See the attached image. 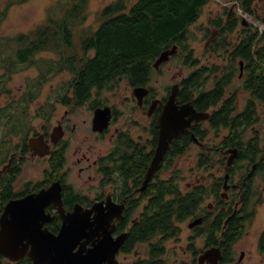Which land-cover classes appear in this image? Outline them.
Here are the masks:
<instances>
[{"label": "flooded vegetation", "instance_id": "1", "mask_svg": "<svg viewBox=\"0 0 264 264\" xmlns=\"http://www.w3.org/2000/svg\"><path fill=\"white\" fill-rule=\"evenodd\" d=\"M230 15L235 16L232 9L224 20ZM211 28L204 49L210 54L221 50L223 64L185 63L192 49L178 47L155 66L162 49L151 59L143 84L132 86L126 77L119 80L118 85L125 82L131 89V96L121 101L123 108L95 88L87 96L75 94L70 80L62 94L51 95L34 108V117L28 116L33 89L26 88L18 97L5 95L0 100V230L2 221L21 216L22 224L36 220L42 233L55 236L65 217L76 212L88 227L81 231L74 251L80 248L86 254L106 239L114 251L112 264H264V225L255 251L244 242L264 198L262 101L256 100L257 121L242 120L248 97L242 81L244 60L236 57V69L230 73L226 61L231 53L214 46L218 28L212 24ZM175 57L183 60L187 73L177 71L168 84L154 78ZM191 72L199 80L190 87L186 83ZM236 79L240 85L233 87ZM6 82L0 77V97ZM217 85L218 99L201 97V92ZM140 86L147 92L139 101L133 89ZM241 95L246 96L242 105ZM186 103L207 116L185 114L180 119L177 114ZM167 107L173 113L161 121ZM98 109L103 110L99 121ZM167 121L186 126L167 139L168 147L147 180ZM181 160L191 162L185 173ZM179 199L192 204L185 213L177 208L168 224L144 237L135 235L145 217L163 212L168 201ZM29 241L23 238L20 258L0 253V262L31 264Z\"/></svg>", "mask_w": 264, "mask_h": 264}, {"label": "trees", "instance_id": "2", "mask_svg": "<svg viewBox=\"0 0 264 264\" xmlns=\"http://www.w3.org/2000/svg\"><path fill=\"white\" fill-rule=\"evenodd\" d=\"M208 1L134 0L127 3L125 0H114L100 10V20L95 29L85 28V32L81 31V34L76 35L80 30L78 25L85 20L83 12L89 2L76 0L67 8L64 17L49 18V25L41 24L29 33L13 38L20 45L11 62H26L41 51L58 52L61 61L70 65L73 74L71 86L74 93L80 96L89 95L94 88L98 91L111 90L121 77H126L132 86L140 85L148 75L151 59L160 50L168 49L173 44L178 45L182 51L188 50V27L198 19L202 7ZM236 1L243 12L264 23V7L259 12L262 1ZM12 3L9 0L6 7ZM211 24L218 28L214 46L226 48L227 53H231L230 59L226 61L231 65L229 72L236 69L233 68L236 57L244 60L242 81L248 97L245 110L240 115L242 120L247 124L257 121V99L262 101L264 120V32L259 33L258 28L253 31L244 27L240 33L232 36L238 25L237 18L233 15L228 20L218 18ZM66 49L69 50L68 54L64 53ZM197 61L191 57V51H188L185 63L193 65ZM213 69L218 70L219 67ZM230 76L231 74L225 77L226 81H230ZM198 80V76L191 72L186 84L191 87ZM221 84L224 85L225 82ZM217 87L218 85L207 93L201 92V97L215 101L221 95L220 88ZM175 201H168L163 212L145 217L136 226L135 235L144 237L151 234L155 228L169 223L170 215L175 213V209L179 208L177 212L183 214L192 205L190 200Z\"/></svg>", "mask_w": 264, "mask_h": 264}, {"label": "rangeland", "instance_id": "3", "mask_svg": "<svg viewBox=\"0 0 264 264\" xmlns=\"http://www.w3.org/2000/svg\"><path fill=\"white\" fill-rule=\"evenodd\" d=\"M8 1L0 0V19H2L0 21V77L7 80L4 86L5 91L1 93L0 100L4 101L5 95L18 97L26 88L33 89L32 96L34 102L29 109L28 116L34 117V108L39 104L42 105L45 103L46 99L51 95L62 94L64 92V85H66L68 80L71 83L73 74L68 62L61 61L59 53L50 50L36 53L24 65L11 62L16 56V48L20 45L13 38L21 34H27L41 24L49 25V18L59 19L64 17L67 8H70L76 0H12L13 3L7 8ZM112 1L114 0H89L83 12L85 20L78 25L80 30L76 35L81 34V31L85 32V28L95 29L100 20V10ZM125 1L131 3L134 0ZM260 2L259 12L264 7V0H260ZM229 9H232V13L235 16H239L237 28L232 36L240 33L244 27L250 28L253 31L255 28H258L259 33L264 32V23L243 12L237 5L236 0H209L202 7L198 19L188 27L187 36L189 37V48L192 49L191 57L197 59V62L201 64L216 63L219 65L225 62L222 59L223 54L221 50H213V54H210L212 51L205 50L204 43L208 34L214 31L211 28V21L218 18L225 19V11ZM4 11H7L6 14H4ZM242 19H245L246 22L243 25L241 24ZM64 53L68 54L69 50L66 49ZM182 63L183 60L180 57L172 58L165 64L161 74L154 78H159L160 82L168 84L171 81L170 77L175 75L177 71L182 69L181 71L185 75L187 68ZM239 80L236 79L234 81L233 87L240 85L241 80ZM115 87L117 89L113 91H104L102 96L108 100L112 99L119 108H123L120 107L121 101L131 96V89L127 87L125 82H121L120 85L116 84L113 89ZM245 98V95L239 96L241 105L244 103ZM261 114L263 117V112ZM190 164V161L181 160L180 166H182V173L186 172ZM200 173L207 175L203 171ZM181 185L184 188L185 182L182 181ZM257 208V215L253 221V225L244 240L246 248L253 249L254 251L256 248L254 242L257 239V234L264 225V198L258 204ZM0 264L9 263L1 262Z\"/></svg>", "mask_w": 264, "mask_h": 264}, {"label": "water", "instance_id": "4", "mask_svg": "<svg viewBox=\"0 0 264 264\" xmlns=\"http://www.w3.org/2000/svg\"><path fill=\"white\" fill-rule=\"evenodd\" d=\"M245 22V19H242ZM178 45L173 44L170 48L164 49L158 56L155 66L162 61L169 59V56L177 51ZM242 64V61L240 62ZM242 70V66L240 67ZM147 89L145 87H135L133 89L134 95L140 101L144 94H146ZM175 90L172 92L169 98V104L175 95ZM167 107L166 112L161 116V121L166 117H171L170 113H173ZM182 112L177 114L180 119L183 115L188 114L189 117L193 116L196 119L198 117L207 116L201 112L196 113L190 103L184 104L182 107ZM103 110L98 109L96 111L97 121L100 120L101 113ZM177 117V118H178ZM108 117H105L104 124L106 123ZM184 121V120H183ZM167 121L161 127V138L159 140L158 147L156 149L155 156L152 160L150 168L146 174V179L148 180L151 174L157 169L161 157L164 151L168 147L167 139L176 135L185 126L184 122L170 123ZM236 149L231 151L235 152ZM85 227H88L83 220L79 221V215L74 212L65 217L63 226L58 233V235L44 234L37 226L36 220H31L27 224H22L21 216L18 218L2 221V228L0 230V253L7 256L12 260H16L21 257L22 240L24 237L30 239L32 247L30 249V255L33 257L34 261L31 264H112L111 256H113V249L106 243V239L102 241L98 246H93L87 251L86 254L81 253V249L78 248L76 251L77 241L80 238V233ZM108 242V241H107ZM117 247V246H116ZM115 247V249H116Z\"/></svg>", "mask_w": 264, "mask_h": 264}, {"label": "bare ground", "instance_id": "5", "mask_svg": "<svg viewBox=\"0 0 264 264\" xmlns=\"http://www.w3.org/2000/svg\"><path fill=\"white\" fill-rule=\"evenodd\" d=\"M8 263V262H7Z\"/></svg>", "mask_w": 264, "mask_h": 264}]
</instances>
